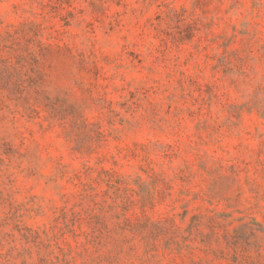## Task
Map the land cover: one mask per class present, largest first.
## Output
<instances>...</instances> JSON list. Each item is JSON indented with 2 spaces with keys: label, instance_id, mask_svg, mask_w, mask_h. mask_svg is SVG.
<instances>
[{
  "label": "rangeland",
  "instance_id": "1",
  "mask_svg": "<svg viewBox=\"0 0 264 264\" xmlns=\"http://www.w3.org/2000/svg\"><path fill=\"white\" fill-rule=\"evenodd\" d=\"M6 68L0 264H264V0H0Z\"/></svg>",
  "mask_w": 264,
  "mask_h": 264
},
{
  "label": "trees",
  "instance_id": "2",
  "mask_svg": "<svg viewBox=\"0 0 264 264\" xmlns=\"http://www.w3.org/2000/svg\"><path fill=\"white\" fill-rule=\"evenodd\" d=\"M9 68L3 72H0V111L4 109H11L9 102H16L17 107H23L26 113L29 114L30 118L38 117L39 107V95L40 93L35 92L38 98H32L31 89L34 87L37 81H30L28 89L23 88L22 84H12L13 74H9ZM14 85V86H13Z\"/></svg>",
  "mask_w": 264,
  "mask_h": 264
}]
</instances>
